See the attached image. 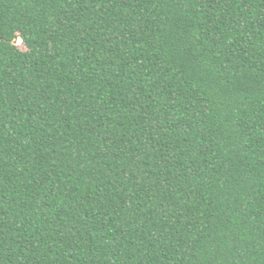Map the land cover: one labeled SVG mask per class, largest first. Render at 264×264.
Listing matches in <instances>:
<instances>
[{
  "label": "trees",
  "instance_id": "1",
  "mask_svg": "<svg viewBox=\"0 0 264 264\" xmlns=\"http://www.w3.org/2000/svg\"><path fill=\"white\" fill-rule=\"evenodd\" d=\"M0 264H264V0H0Z\"/></svg>",
  "mask_w": 264,
  "mask_h": 264
},
{
  "label": "rangeland",
  "instance_id": "2",
  "mask_svg": "<svg viewBox=\"0 0 264 264\" xmlns=\"http://www.w3.org/2000/svg\"><path fill=\"white\" fill-rule=\"evenodd\" d=\"M21 48H23L22 46H20ZM24 49V48H23Z\"/></svg>",
  "mask_w": 264,
  "mask_h": 264
}]
</instances>
